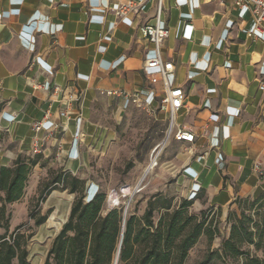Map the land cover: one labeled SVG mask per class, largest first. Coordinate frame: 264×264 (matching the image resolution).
I'll list each match as a JSON object with an SVG mask.
<instances>
[{"label":"crops","instance_id":"crops-1","mask_svg":"<svg viewBox=\"0 0 264 264\" xmlns=\"http://www.w3.org/2000/svg\"><path fill=\"white\" fill-rule=\"evenodd\" d=\"M126 1L0 0V163L36 156L23 197L43 171L85 179L139 118L150 116L161 139L170 114L160 104L162 82L149 80L157 71L143 68L154 47L139 33L157 2L134 0L138 10L119 19L114 9ZM161 22L169 36L160 52L174 65L169 82L185 92L174 123L194 134L168 151L175 194L221 208L236 199L264 203V33L255 32L250 8L161 0ZM111 90L138 92L139 102Z\"/></svg>","mask_w":264,"mask_h":264},{"label":"trees","instance_id":"trees-1","mask_svg":"<svg viewBox=\"0 0 264 264\" xmlns=\"http://www.w3.org/2000/svg\"><path fill=\"white\" fill-rule=\"evenodd\" d=\"M35 164L36 156H17L9 164L0 163V228L4 229L0 234V264H31L27 250L30 235L20 231L21 225L9 232L7 205L23 197ZM52 184L74 197L68 217L53 238L42 264H114L120 238L117 264H185L201 236L208 243L219 236L213 216L205 211L198 216L189 210L194 198L157 191L146 200L141 216L126 214L122 231V207L103 213L105 193L96 190L85 198V179L69 171H59ZM47 193L45 185L39 189L38 200L42 201ZM235 204L239 213L232 210L227 215L228 236L222 239L219 249L208 250L196 264H210L214 258L222 264H264V203L236 199ZM241 205L255 209L245 213ZM28 217L36 226L48 218L32 211ZM56 222L54 218L46 221Z\"/></svg>","mask_w":264,"mask_h":264},{"label":"rangeland","instance_id":"rangeland-1","mask_svg":"<svg viewBox=\"0 0 264 264\" xmlns=\"http://www.w3.org/2000/svg\"><path fill=\"white\" fill-rule=\"evenodd\" d=\"M139 119L138 124L136 123L127 133L123 132L118 139L111 142L107 153L101 158L97 157L94 168L86 173L85 179L87 183L92 182L94 184L92 186L90 183L91 185L87 187L86 196L89 197L95 190L105 193L103 213L117 207H122L123 211L127 205V214L141 216L146 206V200L157 190L163 189L162 191L167 194L176 193L174 183L169 174L172 166L168 162L170 156L168 151L172 147L180 149L183 143L176 141L170 135L167 137L169 120L162 125L161 139H158L151 117L144 116ZM165 138L166 143L154 149ZM1 141L2 135L0 134ZM153 155L155 156L153 158L154 164L141 180L140 177L143 174V170L149 165ZM57 173L59 171H43L35 192L34 189L27 188V198L23 197L21 200L15 202V204L12 203L13 206L12 204L7 205V212H10L9 232L17 225H21L20 231L26 235H30L27 241V250L29 252L28 259L31 264H42L44 262L53 238L68 217L73 201L74 194L61 190L59 185L52 184V180ZM40 185L48 187V193L42 201H39L37 198L39 189L42 188L39 187ZM137 185L138 190L133 192ZM171 185L173 186L171 187ZM54 187H57V189H53ZM124 189H128V191H124ZM54 193L59 197H51ZM114 195L118 197L117 201L112 200ZM199 202L201 203V199L193 202L189 210L198 216L201 211H205L207 215L213 216L218 226L219 236L215 237L210 243L207 242L204 235L201 236L197 244L190 250L186 264H196L204 258L208 250L219 249L222 239L226 238L229 234V223L226 220L228 213L232 210L239 213L237 205L232 208H221L200 204ZM67 207L68 212L66 217L63 219L58 218L55 212L58 211L61 214H65ZM241 208L244 209L245 213H252L255 206L241 205ZM30 211L38 216L39 213L46 214L48 216L47 220L54 218L57 222L48 224L46 220L36 226L34 220L28 217ZM3 230V228L0 229V231ZM244 248H247V246H244ZM256 254L262 256L260 251H257ZM227 261L230 260L227 259ZM210 264H222V262L218 258H214Z\"/></svg>","mask_w":264,"mask_h":264},{"label":"built area","instance_id":"built-area-1","mask_svg":"<svg viewBox=\"0 0 264 264\" xmlns=\"http://www.w3.org/2000/svg\"><path fill=\"white\" fill-rule=\"evenodd\" d=\"M157 10L154 16V21L152 23H145L139 27L140 35L151 43L154 47V55L150 58L145 59L143 68L145 69H155L156 74H151L149 80L152 84L157 81L162 82L164 95L160 100L161 107L168 110L170 114L169 118V128L167 135H170L178 142L193 143L194 134L192 132L180 129L174 123L176 111L183 105L185 99V92L181 86L171 85L169 82V75L173 72L174 65L169 60H164L160 47L162 43L168 38L169 30L167 27L162 25L161 22V0H156ZM233 4L236 7L247 6L250 8L251 13L254 18V30L257 33H264V0H233ZM138 10V3L134 0H127L119 4L114 9V14L117 18L121 19L129 12H136ZM249 35H252L250 33ZM54 91L59 90V87L53 85ZM260 89H264V85H260ZM108 95H116L129 100L132 103L139 102V93L133 92L128 93L123 90H111L106 91ZM71 98V95H69ZM65 113L61 112V115ZM42 127V120L35 121L32 123L31 128L34 132H38ZM34 151H36L34 149ZM252 171L256 173L259 177L262 176L263 172L256 166H252Z\"/></svg>","mask_w":264,"mask_h":264},{"label":"bare ground","instance_id":"bare-ground-1","mask_svg":"<svg viewBox=\"0 0 264 264\" xmlns=\"http://www.w3.org/2000/svg\"><path fill=\"white\" fill-rule=\"evenodd\" d=\"M167 137H168V135H167ZM166 142V138L163 140V142L161 143V144H164ZM155 156L153 155L152 157H151V162L149 163V165L146 167V169L145 170H143V174H142V176L140 177L141 178V180L146 176V174L148 173V171L150 170V168L152 167V165L154 164V158ZM136 189L138 190V185L136 186ZM124 191H128V189H124ZM51 197H59L56 193H54V194H52V196ZM117 196L116 195H114L113 196V198H112V200L114 201H117ZM59 200V199H58ZM59 202V201H58ZM57 202V203H58ZM67 212H68V207H67V209H66V211H65V214H61V213H59L58 211H56L55 213H56V216L58 217V218H64V217H66V214H67Z\"/></svg>","mask_w":264,"mask_h":264},{"label":"water","instance_id":"water-1","mask_svg":"<svg viewBox=\"0 0 264 264\" xmlns=\"http://www.w3.org/2000/svg\"><path fill=\"white\" fill-rule=\"evenodd\" d=\"M140 184V183H139ZM137 189L136 187L134 188V191L133 192H136ZM132 192V193H133ZM126 214H127V205L124 207V210H123V220H122V231L124 229V223H125V217H126ZM67 219V218H66ZM66 221V220H65ZM64 221V222H65ZM63 222V223H64ZM121 237H122V234H121ZM120 243H121V238H120V242H119V245H118V249H117V252H116V256H115V260H114V264H117V261H118V254H119V247H120Z\"/></svg>","mask_w":264,"mask_h":264}]
</instances>
